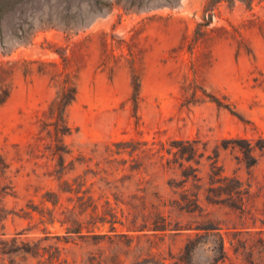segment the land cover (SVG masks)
Segmentation results:
<instances>
[{"label":"rangeland","instance_id":"obj_1","mask_svg":"<svg viewBox=\"0 0 264 264\" xmlns=\"http://www.w3.org/2000/svg\"><path fill=\"white\" fill-rule=\"evenodd\" d=\"M209 1L32 0L5 18L0 71L12 92L0 106L9 164V180L0 174V264H264V0ZM42 63L77 78L64 180L84 177L79 194L65 191L42 131L56 95ZM192 82L241 119L202 91L186 103ZM187 141L199 148L201 163L191 164L201 180L184 182L178 168L177 142ZM120 142L130 144L118 154ZM213 171L233 181L216 183ZM231 186L239 198L228 199ZM193 195L200 209L182 210ZM80 224L81 234L67 233ZM23 244L32 253L18 251Z\"/></svg>","mask_w":264,"mask_h":264},{"label":"trees","instance_id":"obj_2","mask_svg":"<svg viewBox=\"0 0 264 264\" xmlns=\"http://www.w3.org/2000/svg\"><path fill=\"white\" fill-rule=\"evenodd\" d=\"M32 0H0V35H1V42L3 40V22L5 18L12 13L17 12L21 7H23L25 4L30 3ZM216 0H210L207 3V8L210 6V4ZM228 2L229 4H233L236 1L244 2L249 4L252 0H223ZM208 25V24H206ZM64 62H66V58H62ZM42 66L44 67H53L54 70L52 74L46 70V68H42L38 70V72L42 75H51L50 79L51 82L54 84L56 88V95L54 99L50 102L48 105L47 111H45V115L48 117V121H42L43 124V132H46L47 137H49L55 144L54 149H53V156L54 158H58V164L56 165L59 167L56 170V173L58 174V179L62 180L63 186L66 187L67 192L69 193H81L82 187L86 184V179L84 177H79L74 180L75 184H71L68 180H64V176L66 175V166H65V156L69 155L71 151L68 149V146L65 145L64 143V138L71 136L73 133L72 127L69 125L68 120H67V110L68 108L76 101L77 95H78V87H77V78L74 76L71 72L68 71L67 66H65L64 70L59 71L57 68V65L54 63L51 64H45L42 63ZM8 70L4 67L1 68L0 71V106H2L6 101L9 99L11 92H12V86L11 84L6 83V75H7ZM132 87H133V94L130 98L134 115L137 117V111L139 108V104L141 102V88H142V82H141V77L139 73L137 72L136 69H133V74H132ZM193 91L191 98L193 99L195 103L199 102V100L208 99V101L215 103L218 107L224 108L229 110L233 115L237 116L240 118L239 114L235 112L230 104H225L222 102L218 97L215 95L209 94L198 86L196 82H192L189 84V86L185 87V93H186V98L185 102L190 103L191 100L188 98V94L190 91ZM202 91L203 97H200L198 95V92ZM241 119V118H240ZM238 142H243V140H238ZM178 146L177 149L178 151L174 153L178 158L180 159L181 162L179 163V169L182 172V176L184 177L185 181L188 182L191 177L197 180H201V178L198 177V168L192 165L191 163H194L195 165H200V160L198 158L201 157V154L199 153V148L195 146V142H177ZM130 144L129 142H120L116 144V146L119 148L118 149V154L121 153L120 151H126L127 145ZM239 148L241 152L243 153V146L239 145ZM253 149L251 144H248V148L244 150V155L247 160L252 161L251 165L254 164L253 161H255L254 155H253ZM137 151L136 148H133L131 150V154L135 153ZM171 153V151H170ZM83 158H79L78 161H82ZM177 162V161H176ZM188 164V165H187ZM216 164V162H215ZM9 169V164L5 161L0 156V174L4 176L6 180H9V177H7V172ZM214 170H217V166H213ZM214 172V171H213ZM214 174V181L216 183H222L224 181L231 182L233 181L232 179L222 176L221 173H213ZM236 183L239 184V182L236 181ZM76 185V187H75ZM9 186H6L5 189L8 190ZM223 187L220 186L218 188H210L209 192L210 193H215L217 192L218 189H222ZM228 193H226L229 198L228 199H233L235 197L239 198V196L242 195V190L240 189V186H231L230 189L227 190ZM5 195H9L7 191H5ZM49 195H54V197L57 198L55 202H53L55 205L58 204V196L49 193ZM79 200H83L84 198L79 196ZM243 200V199H242ZM207 201L209 203H215V204H220L223 203L225 200L224 199H214L212 197H208ZM180 208L182 210H186L187 212H196L200 209V203H199V195H193L191 197L185 196L183 198V204L180 205ZM97 208H95L96 210ZM264 225V222H262ZM82 224H80V227H70L67 228V233L69 235L73 234H81L82 229H81ZM155 231H165V228H155ZM264 232V230L262 231ZM24 247H20L18 251L24 252V253H32L31 251V245L30 244H23ZM36 252V255H40V246L38 244L34 245ZM218 251L220 255H222V258L224 259L225 255V242L222 239V242L219 245ZM221 258V259H222Z\"/></svg>","mask_w":264,"mask_h":264}]
</instances>
